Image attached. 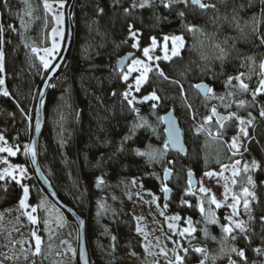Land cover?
<instances>
[{
  "label": "trees",
  "instance_id": "obj_1",
  "mask_svg": "<svg viewBox=\"0 0 264 264\" xmlns=\"http://www.w3.org/2000/svg\"><path fill=\"white\" fill-rule=\"evenodd\" d=\"M77 1L78 5L74 8L75 38L69 57L46 93L38 143V161L42 170L43 165L48 168L50 174L44 173L56 192L85 217L91 211L93 195L89 187L94 176L108 177L114 181L122 174L146 173V165L127 151L129 147H118L121 136L127 131L129 115L125 102L120 98L124 84L119 80L120 70L116 67V60L130 51L129 24L139 31L141 45L147 44L151 35L159 37L167 31L181 32L185 41L179 55L160 60L159 66L164 76L154 68L142 87L162 98L158 106L160 111L172 108L178 114L186 154L182 156L169 150L164 160L167 159L166 164L171 173H176V179L171 181L172 194L175 201H180V187L184 188L188 170L196 175L233 157L227 144L231 143V133L235 132L237 122L232 129L220 128V135L214 134L219 139L216 142L209 143L200 134L191 133L206 114L204 98L194 85L205 82L213 89V93L229 91L233 88L225 86L228 76L243 72L246 76L251 74V80H246L250 89L257 86L264 45L249 34V28H245V33L241 34L223 17L228 16L230 21L235 9L243 26V22L254 14L257 17L262 15L260 0H252L251 7L247 6L248 0H223V3L221 0L202 1L215 4V11L201 10L190 2L187 7L178 3L165 8L162 3L152 1L141 8L129 6L124 0ZM241 4L245 5L243 9L239 7ZM21 6V0H0V25L4 28L3 44L0 45L4 54L3 85L9 93L8 96L0 94V132L19 147L15 160L26 162L20 157V149L30 139L31 112H34L37 92L45 75L27 42L30 32H26L25 36L21 33L16 17V11ZM126 8L129 9L127 13L124 11ZM180 11L185 14L183 18L178 15ZM217 16L219 19H216ZM188 24L201 31L189 32L186 28ZM260 31L264 32V21L260 24ZM215 45H220L228 52L223 62L216 59L219 50ZM249 56L254 57V64L245 59ZM243 95L251 105L249 111L256 119L252 126H248L249 137L252 138H244L240 157L243 163L249 164L255 159L260 167L250 169L248 173L242 172L238 176L242 186L235 185L237 193L247 186L256 194V200H250L252 219L249 220V214L245 211L241 212L248 226L246 234L249 239L245 240L238 230H234L237 239L229 238L228 243L229 247L235 246L245 251L246 264H264V221L260 219L264 216V118L259 115L263 98L259 95L253 103L250 92ZM30 109L27 119L26 114ZM135 144H139L137 139ZM215 158H218L216 164H204L205 160ZM248 175L252 176L255 188L247 185ZM147 183L154 186L155 181ZM29 189L30 200L37 201L43 189L34 174L30 177ZM20 194L21 185L11 178L0 181V214L3 218H13L16 211H20ZM185 198L188 197L185 195L182 201L185 202ZM178 209L183 214L193 215L190 207ZM3 218L0 219V229L3 227L2 234L7 235ZM20 220L23 221L21 228L24 235L30 237L29 223L22 217ZM9 228H12L11 225ZM110 238L103 237L104 243ZM255 249H261V252L257 253ZM230 255L238 264H245L234 253ZM196 257V252L192 250L183 264L196 263ZM75 264H78L77 259ZM162 264L169 263L163 261ZM205 264L209 263L206 261Z\"/></svg>",
  "mask_w": 264,
  "mask_h": 264
},
{
  "label": "rangeland",
  "instance_id": "obj_2",
  "mask_svg": "<svg viewBox=\"0 0 264 264\" xmlns=\"http://www.w3.org/2000/svg\"><path fill=\"white\" fill-rule=\"evenodd\" d=\"M129 6L133 4L136 7L143 2V0H124ZM152 1L162 3L161 0H148V5ZM206 1V0H202ZM22 6L16 11V17L20 23V30L23 36L26 32L29 34L27 42L30 45V50L35 47L40 49L39 54L33 53L39 61L42 69V74L45 75L47 70L54 63L58 56L64 42L65 31H66V19L65 9L68 4V0H62L64 7L61 8L59 5L61 0H47V3L51 5V10L44 8L45 0H28L27 4L25 0H21ZM78 5V1L75 0L74 8ZM133 7V6H132ZM63 14L62 23L57 24L54 19L55 16ZM21 19L24 24L22 25ZM53 29H56L58 33L62 32V35H53ZM129 30V27H128ZM137 33L135 39L130 37L131 48L133 55L128 59L126 65L119 69L120 75L119 80L124 84L123 89L120 91V98L125 102L126 111L129 115V122L127 131L121 136L118 142L119 148H126L135 158H138L143 165H146V173L137 174H122L117 177L114 181L109 180L108 177L97 179L95 176L91 181L89 187L90 193L93 195L91 203V211L86 215L87 219V239L88 246L91 256V263L97 262L98 264H162L169 261L175 262V254H179L184 259L187 254L191 252L195 247H202L207 251V259L205 260L209 264H228L227 248L229 247L228 240L224 241V233L222 232V225L228 224L229 222L225 217L230 216L232 213L229 204L233 203L231 199L232 193H237L235 185L232 184V180H237V185H240L238 176L233 178L231 175V165L236 160H240V168H243L244 163L241 160L239 150L238 153L233 155L234 150H230L233 157L229 161L220 162L217 165L208 169L202 170L197 176V184L194 188L188 185V181L185 180L184 188L180 187V201H175L174 195L169 197V191L167 199L162 198L163 185L165 187L168 181L176 179V173H171L168 180L163 179V171L167 167V157L169 147H165L167 141L162 127L161 117L162 111L159 110L158 106L161 103V97L158 101H147L140 102L144 96L154 92L152 90H144L141 85L140 91L135 90V79L140 75V72H133L129 75L128 80L125 81L121 77L128 73V68L135 59H140L145 63H148L152 69L160 70L159 61L164 60L165 55L164 46L167 43L168 55L171 56V40L165 42L164 37L168 36H182L183 42L185 41L184 36L181 32L167 31L162 33L159 37L151 35L147 44L141 45L137 48H133L132 44L136 41L139 42V31L135 28L132 29ZM129 34V31H128ZM130 36V35H129ZM156 39L157 46L154 51L150 52V55L155 57H161V59L148 61L147 57L143 55V49L150 47L152 38ZM58 47L47 57L49 60V68L45 69L41 63L39 56H43L44 48H52L53 44ZM181 48L179 49L180 52ZM264 60V58H263ZM149 74V73H148ZM0 78H3V72H0ZM246 82V80H245ZM237 83V82H236ZM235 83V84H236ZM132 85V88H129ZM0 88L5 89L4 85ZM196 89V88H195ZM197 90V89H196ZM130 92L131 95L128 99L136 98L134 104L129 106L127 100L124 99L123 93ZM198 91V90H197ZM233 91L236 94L234 96H228L227 92ZM223 91L220 93H208L202 95L204 98V107L206 109V116L212 115V108L215 107L217 113L228 116L229 113L235 112L239 116L247 119L250 107L244 106L242 108L237 107V101L240 99L246 100L243 93L237 92L235 89ZM199 92V91H198ZM220 97H224L223 100ZM263 102L260 105H264V94H261ZM156 103V108L153 109L151 105ZM229 107H225V105ZM139 109V114L134 112L132 108ZM160 107V106H159ZM249 107V108H248ZM174 110V109H173ZM30 111L26 114L27 119L30 117ZM33 115V111L31 112ZM127 115V116H128ZM143 117V120L139 119ZM178 115V114H177ZM237 122V128L235 132L231 133V139L237 135L238 121L233 118L224 121V130L228 128L232 129L234 123ZM201 125L203 127L201 128ZM234 128V126H233ZM199 129V131H198ZM220 126L216 123V117L213 116L212 120L205 124L204 120L199 123L192 134H200L204 140L211 142L219 141L217 134ZM190 133V132H189ZM0 134H2L0 132ZM139 144H135V141ZM7 146L13 147L16 151L15 156H8L7 153H0V161L7 160L10 165L22 166L26 171L23 177H19V173H15L20 182L29 188L30 177L33 176V169L28 152L25 151V146L20 149V157L26 159V162H20L15 160L18 156L19 147L8 141ZM244 138L241 139V145L243 144ZM229 147V144H227ZM229 149V148H228ZM171 151V150H170ZM173 152V151H172ZM214 158V157H213ZM218 158L215 160L204 161V164H216ZM223 165H228V169H223ZM7 167V165L0 163V170ZM47 174H50L47 167L42 166ZM206 172L213 173L212 176H206ZM243 171H241L242 173ZM222 173V175H221ZM98 180H102V183H98ZM147 181H155L154 186H151ZM20 184V185H21ZM225 186L228 187L229 193L228 198L225 199ZM166 187H170L166 185ZM200 187H204L209 191L207 193H201ZM171 188V187H170ZM40 190V189H39ZM185 195V202L182 201ZM23 196V188L21 187L20 198ZM215 197L220 202L221 207L217 208L214 204L210 203V199ZM178 199V198H177ZM192 199V203L190 202ZM250 199V198H249ZM182 203L180 204V202ZM19 202V200H18ZM27 204L28 209L16 211L13 218L4 216L3 223L4 227L8 230L7 235L2 234V228L0 229V253H5L8 256L15 254L19 256L18 260H6L0 257L2 264H75L77 259V247H78V227L50 197L41 191L38 200L32 202L30 200V189L28 193ZM168 203L166 205V203ZM243 206L241 201L240 203ZM238 205V216L234 217L235 220H243L242 211L244 208H240ZM179 206V207H178ZM184 206L190 207L193 215L183 214L178 208H184ZM204 208V212L201 213L200 207ZM31 207H37V212L32 215L37 217V223L33 225L28 221L27 217L22 215L23 211H31ZM195 212V214H194ZM163 213V215H161ZM173 216H179L180 220H169L168 218ZM19 217L17 223L16 218ZM26 219L30 225V234L33 230L37 231V234L42 238V254L40 256L33 257L29 254L28 259L25 260L24 256L20 254V244L13 246L12 241L25 240L24 247L27 248L29 244L32 245L33 249L35 246L34 239L25 236L23 229V221L20 218ZM216 219V223H210L212 218ZM191 220V227L195 229L191 234L185 233L181 236L179 233L183 229L188 228V220ZM47 221V228L45 226ZM169 223L175 225L174 228L168 227ZM11 225L12 228H9ZM13 227L17 230H13ZM137 228L140 231H137ZM207 233V235H206ZM111 237L110 240L104 243L103 237ZM215 237V239H213ZM64 243H61V242ZM51 245V248H49ZM221 247H225V252H221ZM187 248L188 252L185 254L183 249ZM68 249H71L69 251ZM166 253L164 255L161 250ZM175 249V254L173 253ZM196 261L200 262L204 259V255L196 253ZM215 258V259H214ZM183 259V261H184Z\"/></svg>",
  "mask_w": 264,
  "mask_h": 264
},
{
  "label": "snow or ice",
  "instance_id": "obj_3",
  "mask_svg": "<svg viewBox=\"0 0 264 264\" xmlns=\"http://www.w3.org/2000/svg\"><path fill=\"white\" fill-rule=\"evenodd\" d=\"M27 2H28V0H25L26 4H27ZM161 2L165 8H170L173 4H178V3H182L185 5V7H187L189 2H190L192 5L197 6L201 10H207V9H213L214 11L216 10L215 4L204 3V2H202V0H161ZM147 3H148V0H143V2L139 5V7L143 8L146 6ZM221 3H223V0H221ZM260 4H261L262 15L260 17H257V15L254 14L248 20H245L243 22V26L241 25L240 17H239V15L235 9L233 10V15H232L230 21H229L228 16H224L223 19L225 21H228L230 26H234L238 31L241 32V34L245 33V28H249L250 29L249 34L252 37H254L256 40H259V43L261 45H264V32L260 31V24L262 21H264V0H260ZM59 6L61 8L64 7L62 0H61V3ZM132 6L136 7L135 4H133ZM247 6L248 7L252 6V0H248ZM5 7H7L6 2H5ZM239 7L241 9H243L245 7V5L241 4ZM44 8L46 10H49V11L51 10V5L47 3V0H45V2H44ZM100 11H103V10L100 9ZM124 11L127 13L129 11V9L126 8V9H124ZM178 15L183 18L185 14L183 11H180L178 13ZM54 19L56 20L57 24L62 23L63 14L61 13V14L55 16ZM216 19H219V16H217ZM21 23H22V25L24 24L23 19H21ZM128 27H129L130 37L135 39L137 33L132 30L133 26L131 24H129ZM9 28H11V25H9ZM186 28L189 32L201 31V29H199L198 27L191 25V24L186 25ZM3 32H4V28L2 25H0V45L3 44V39H2ZM62 34H63L62 32L58 33L56 29H53V35H62ZM169 40H171V44H172L171 56L168 55V46H167V43H165V46H164L165 55L163 56L164 60H169V59H171L172 56L179 55V49L184 46L182 36L174 35L171 37H168V36L164 37L165 42H167ZM225 43H227V39L225 40ZM138 46H139L138 41H136L132 44L133 48H137ZM156 46H157V42H156V39L153 37L150 47H145L143 49V55L145 57H147L148 61H152L153 59H156V60L161 59V57L157 56V57L153 58L150 55V52L154 51ZM57 47H58V45H56L54 43L52 48H44L42 50L44 52V55L39 56V59H40L41 63L43 64V67L45 69L49 68V60L47 59V57L49 55H51V53L53 51H55V49ZM215 47L219 50V55L216 57V59H219L223 62L225 60V58L227 57L228 52L224 48L220 47V45H215ZM40 51H41L40 49H37L35 47L32 48L33 53L39 54ZM3 57H4L3 51L0 50V72H3V70H4V68H3ZM245 59L252 62V64L255 63L254 57L249 56V57H246ZM241 66L243 67L244 65L242 64ZM249 66H251V65H249ZM259 69H260V72L257 74L259 76L258 84L254 89H250L249 83L245 82V80H249V81L251 80V74L246 76L245 73H243V72H240L235 76H228L227 80L225 81V86L231 87L239 93H249L250 92V94L252 96V102L254 103L256 101V98L259 95L264 94V60L260 61ZM137 71L140 72V75L137 76L135 79V90L137 92H139L141 85L144 84L146 82V80L148 79V73L152 71V67L148 63H145L144 61H142L140 59L133 60L132 64L128 68V73L124 74L121 78L123 80L127 81L129 75L131 73L137 72ZM157 71L159 72V74L161 76H164L163 71L159 70L158 66H157ZM165 79H167L166 76H165ZM233 80H235L237 83L233 84L232 83ZM3 84H4V79L0 78V86H2ZM195 87L198 89H204L205 94L213 92V89L211 87H206L203 84L195 85ZM129 88L131 89L132 85H129ZM0 94H2L4 96L9 95L8 91L5 89H2V88H0ZM181 94H183V89H181ZM235 94L236 93L233 91L227 92L228 96H234ZM41 95H43V93H41ZM113 95H115V93H113ZM130 95H131V93L127 92V91L123 93L124 99L127 100L128 105L132 106L134 104V101L136 100V98L133 97L132 99H128V97ZM220 99L223 100L224 97H220ZM149 100L158 101L159 97L156 95L155 92H152L149 95L144 96L143 100L140 102H147ZM246 105L251 106L249 104V102L244 100V99H240L239 101H237V107L238 108H242ZM17 107H19V105H17ZM151 107L153 109H155L156 103H153L151 105ZM225 107L227 108V107H229V105L226 104ZM132 110L134 112H136L137 114H139V109H136L133 107ZM211 111H212V115L204 117V123L205 124L209 123L212 120L213 116L216 117V123L220 126L221 129L224 127V121H226V120H230V119L235 118L238 121L237 135L232 137L231 143L229 144V149L234 150L233 155H235L236 153L239 152V150L241 148V139L242 138H249V139L252 138V137H249L248 126L253 125V122L255 121L256 117H254L251 112H248V118L247 119L239 116L235 112L229 113L228 116H220L217 113L215 107H213ZM259 115L261 118H264V105L260 106ZM138 118L143 120V117H139V115H138ZM159 119H163V117H159ZM36 127H37V130H39L38 124ZM202 127H203V125H201V128ZM169 131H170V135H172L174 138L175 137L174 128L170 129ZM198 131H199V129H198ZM217 135L218 136L220 135L219 131H218ZM173 142H175L174 139H173ZM165 147H167V141L165 142ZM16 151H18V149L14 150L13 147L7 146V141L5 140L4 135L0 134V153H7L8 156H15ZM25 151L31 152L33 157H35V155H36L35 151L29 146H25ZM245 151H247V148H245ZM0 163L7 165V167L0 170V181H5L6 178H11V180L15 181L17 184H21L20 178H18V176L15 173L18 172L19 177H23L25 175L26 170L22 166H19V165H10L6 159L3 161H0ZM240 164H241V161L236 160L231 165V175L233 178L239 176L241 174V171H243L244 173H248L250 169H257L260 167V165L258 164V162L255 159H253L250 164L247 162L244 163L242 169L239 167ZM228 167H229L228 165L222 166V168L225 170L228 169ZM165 172L167 173L168 170L165 169ZM205 175L206 176H212L213 173L206 172ZM221 175H222V173H221ZM98 183H102V180H98ZM232 184L233 185L237 184V180L233 179ZM247 185H251L252 188H255V183H254L251 175L247 176ZM21 187L23 188V196H22V198L19 199V202H18L19 203V210H25V209L29 208V205L26 202L28 199L29 188L23 184H21ZM162 190L167 192L168 188L165 186ZM199 191L201 193H207L209 190L204 188V187H200ZM228 193H229V189L227 186H225V199L228 198V196H227ZM231 199H232L233 203L229 204L228 207L231 208L232 213L230 216L225 217V219L229 223L222 225V232L225 234L223 239H224V241H227L229 238L231 240H236L237 236L235 234H233V232H234V230H238L239 233L243 235V238L245 240H248L249 237L246 234L248 231V226H247L246 222L243 220H235L234 217L238 216V205L242 201L243 208H244L246 214H249V220L252 219V216L250 214L252 211V209L250 208V200L251 201L256 200V194L254 191L250 190L249 187L243 186L241 188V191L239 194H236L234 192L232 193ZM210 203L214 204L217 208L221 207L220 202H218L214 196L210 199ZM200 211H201V213L204 212V208L202 206L200 207ZM35 212H37V207H31L30 212L29 211H23L21 214L26 216L28 221H30L33 225H35L37 223V217L32 215V213H35ZM161 215H163V213H161ZM2 218H3V216H2V214H0V219H2ZM168 219L169 220H180V217L179 216H173V217H170ZM260 219L262 221H264V216H262ZM16 220L18 223L19 217H17ZM209 222L210 223H216L217 221L213 217ZM187 223L189 224V227L183 229V231H181L179 233L181 236H183L185 233L191 234L192 232L195 231V229L191 227V220L190 219L187 221ZM45 226L47 228V221H45ZM168 227L170 229H172L175 227V225H173L172 223H169ZM13 230H17V229H15V227H13ZM137 231H140V229L137 228ZM30 235H31V238L34 239V242H35L34 249H33L31 244H29V246L27 248H25L24 244L26 243V241L23 239H21L19 241H12L13 246L17 243L20 244L19 252H20V254H22L24 256L25 260L28 259L29 254H31V256H33V257L40 256L42 254V243H43L42 238L37 234V231H35V230H33ZM206 235H207V233H206ZM213 239H215V237H213ZM61 243H64V242L62 241ZM49 248H51V245H49ZM68 250L71 251V249H68ZM183 251L185 252V254H187L188 249L185 248V249H183ZM193 251H195L196 253H201L204 255V259H201L199 264H205V260L207 259L206 249H204L202 247H195L193 249ZM254 251H256L257 253H260L261 249H255ZM13 252H14V254L12 256H8L5 253H0V257H3L6 260H18L19 256L15 254L14 248H13ZM161 252L164 255H166V253L163 252V249L161 250ZM221 252L222 253L225 252V247H221ZM173 253L175 254V249H173ZM227 253H229L228 264H238V262L236 260L232 259L231 255H230L232 253H234L236 256H238L241 260H244L245 264H246L245 251L243 249H239L235 246H231V247L227 248ZM183 259L184 258L182 256H180L179 254H175L176 264H183ZM0 264H2V261H0ZM33 264H35V262H33ZM169 264H172V262L169 261Z\"/></svg>",
  "mask_w": 264,
  "mask_h": 264
},
{
  "label": "water",
  "instance_id": "obj_4",
  "mask_svg": "<svg viewBox=\"0 0 264 264\" xmlns=\"http://www.w3.org/2000/svg\"><path fill=\"white\" fill-rule=\"evenodd\" d=\"M74 5H75V0H68V4L65 9L66 31H65L63 46L58 56L56 57L54 63L47 70L43 78L42 84L37 92L36 101L34 105L33 119H32V132L27 146L31 147L36 153L35 157H33L31 152H28V155L31 161L33 174L37 179V181L39 182L41 188L43 189L44 192H46V194L50 197L52 201H54L67 215H69V217L78 227V247H77L78 264H91L90 251H89L87 234H86V217L82 215L72 205L67 203L56 192L51 182L49 181L48 177L42 170L38 161V143L43 125V110H44L46 93L50 84L52 83L54 78L58 75L59 71L67 61L75 38ZM132 55H133V51L131 50L123 53L116 60V67L118 69L123 68L126 65L128 59ZM198 84H203L206 87H210V85L205 82H198L195 85ZM196 89L199 91L201 95H205L204 89H198V88ZM41 93H43V95H41ZM218 114L220 116H226L220 113ZM161 117H163V119H161L163 133L167 140L169 149L179 155L184 156L186 154V146L184 142L183 130L182 127L180 126V122L178 120L175 111L172 108H167L164 111H162ZM37 124L39 125V130H37L36 127ZM172 128H174L175 130L174 138L172 135H170V131H169ZM173 139L175 140V142H173ZM165 169H167L168 172L166 173L164 170L162 176L164 180H168L171 174V169L169 167ZM186 176H187L188 185L191 188H194L197 184V176L194 174L192 170H188L186 172ZM99 178L100 177L98 176L97 179ZM167 188H168L167 192L162 190L163 199H167L168 192L171 190L170 187ZM194 264H199V262H196Z\"/></svg>",
  "mask_w": 264,
  "mask_h": 264
},
{
  "label": "flooded vegetation",
  "instance_id": "obj_5",
  "mask_svg": "<svg viewBox=\"0 0 264 264\" xmlns=\"http://www.w3.org/2000/svg\"><path fill=\"white\" fill-rule=\"evenodd\" d=\"M166 185H169L170 187H171V191L169 192V197L171 196V195H173L172 193H173V185H172V183H171V181H168V183H166ZM165 185V186H166ZM163 188H164V185H163ZM163 203H164V199H163ZM166 203V202H165ZM168 203H166V205H167Z\"/></svg>",
  "mask_w": 264,
  "mask_h": 264
}]
</instances>
